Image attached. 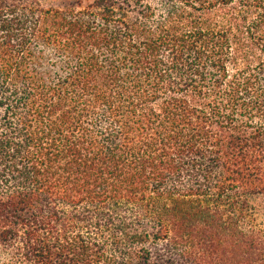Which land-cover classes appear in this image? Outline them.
<instances>
[{"label":"trees","instance_id":"1","mask_svg":"<svg viewBox=\"0 0 264 264\" xmlns=\"http://www.w3.org/2000/svg\"><path fill=\"white\" fill-rule=\"evenodd\" d=\"M264 0H0V264H264Z\"/></svg>","mask_w":264,"mask_h":264},{"label":"rangeland","instance_id":"2","mask_svg":"<svg viewBox=\"0 0 264 264\" xmlns=\"http://www.w3.org/2000/svg\"><path fill=\"white\" fill-rule=\"evenodd\" d=\"M262 206L263 207L261 208V210L259 212V220L261 221L262 227L264 229V201L262 202Z\"/></svg>","mask_w":264,"mask_h":264}]
</instances>
